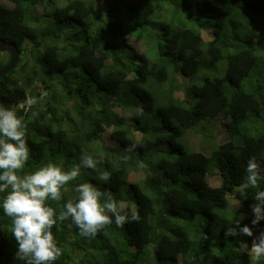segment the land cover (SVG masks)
Listing matches in <instances>:
<instances>
[{
  "label": "trees",
  "instance_id": "1",
  "mask_svg": "<svg viewBox=\"0 0 264 264\" xmlns=\"http://www.w3.org/2000/svg\"><path fill=\"white\" fill-rule=\"evenodd\" d=\"M3 1L12 7L0 4V38L22 54L0 78V104L26 126L30 158L19 174L49 162L68 170L92 155L102 162L49 206L58 213L78 198L76 185L90 183L140 216L93 238L58 221L54 264H264L242 251L250 239L224 235L250 225L264 191V180L242 188L249 158L264 167V0ZM8 57L0 52V69ZM38 81L43 91L33 88ZM29 97L37 104L25 110ZM219 119L227 139L209 154L181 143ZM261 232L264 221L252 228L253 237ZM15 252L0 208V264H25Z\"/></svg>",
  "mask_w": 264,
  "mask_h": 264
},
{
  "label": "clouds",
  "instance_id": "2",
  "mask_svg": "<svg viewBox=\"0 0 264 264\" xmlns=\"http://www.w3.org/2000/svg\"><path fill=\"white\" fill-rule=\"evenodd\" d=\"M43 87L40 81L33 84L39 92ZM47 95L43 92L39 100ZM36 104L37 99L29 97L24 101V108L29 110ZM25 128L15 109L0 104V193H6L0 200V208L11 219L17 259L25 264H54L62 255L52 231L58 221H70L69 227L75 226L81 236L89 238L95 237L106 225L114 223L123 227L125 223L139 221V214L129 213L124 201L117 200L111 191H101L90 183L76 185L74 190L79 194L78 198L66 202L63 210L57 213L48 201L61 200L64 187L76 180L82 169L94 170L102 161L82 153L79 163L71 169L65 170L61 165L49 162L34 172L21 175L20 171L30 158ZM245 173L243 189L254 188L258 181L264 180V167L254 157L247 161ZM108 178L109 174L105 173L104 179ZM254 201L250 225L242 227L235 223L225 229L224 235L250 239L251 246L243 244L242 251L249 252L254 261H259L264 258V232L253 237L252 228L264 221V191L257 192Z\"/></svg>",
  "mask_w": 264,
  "mask_h": 264
},
{
  "label": "rangeland",
  "instance_id": "3",
  "mask_svg": "<svg viewBox=\"0 0 264 264\" xmlns=\"http://www.w3.org/2000/svg\"><path fill=\"white\" fill-rule=\"evenodd\" d=\"M1 5L5 7H12V4L9 1H3L0 2ZM100 5L104 8L106 4L103 2L100 3ZM38 13L41 14V8H38ZM36 14L39 16V14ZM213 32L210 30V32H205L203 34V37L205 40H210V37H212ZM33 44L29 43L28 47L30 48ZM134 47L138 50H142V46L138 43L134 44ZM27 55V54H25ZM221 63H218L217 65L220 66ZM226 134L223 129V121L221 119L216 120L214 122H206L204 124H201L200 126L196 127L195 129L189 130L185 133V135L181 139V143L194 151H199L204 154H209V148L213 144H218L219 142L226 140ZM102 142L105 145H109V137L108 134L105 132L102 135ZM138 175L133 174L131 176V179L134 180ZM207 182L210 186H217L219 184V178L218 176L211 174L207 178Z\"/></svg>",
  "mask_w": 264,
  "mask_h": 264
},
{
  "label": "water",
  "instance_id": "4",
  "mask_svg": "<svg viewBox=\"0 0 264 264\" xmlns=\"http://www.w3.org/2000/svg\"><path fill=\"white\" fill-rule=\"evenodd\" d=\"M0 52L8 53L9 59L0 69V78L14 69L20 61V52L13 42H7L0 38Z\"/></svg>",
  "mask_w": 264,
  "mask_h": 264
},
{
  "label": "flooded vegetation",
  "instance_id": "5",
  "mask_svg": "<svg viewBox=\"0 0 264 264\" xmlns=\"http://www.w3.org/2000/svg\"><path fill=\"white\" fill-rule=\"evenodd\" d=\"M2 54H8V53H2ZM9 55V54H8ZM22 56V54L20 55V57ZM8 59H9V57H8Z\"/></svg>",
  "mask_w": 264,
  "mask_h": 264
}]
</instances>
